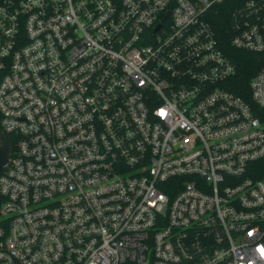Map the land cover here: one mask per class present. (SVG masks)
Segmentation results:
<instances>
[{
    "label": "built area",
    "instance_id": "2783aa9c",
    "mask_svg": "<svg viewBox=\"0 0 264 264\" xmlns=\"http://www.w3.org/2000/svg\"><path fill=\"white\" fill-rule=\"evenodd\" d=\"M0 129V264H264V0H0Z\"/></svg>",
    "mask_w": 264,
    "mask_h": 264
},
{
    "label": "trees",
    "instance_id": "16d2710c",
    "mask_svg": "<svg viewBox=\"0 0 264 264\" xmlns=\"http://www.w3.org/2000/svg\"><path fill=\"white\" fill-rule=\"evenodd\" d=\"M232 3H228V7L219 11V15L215 19V25L217 31L221 34H227L228 28L230 26V11ZM230 56L233 63L237 67V74L231 79L228 84V89H230L236 95H241L249 100L248 95V84L249 80L255 75L256 71L261 67V62L256 57V54H250L240 50H230ZM6 138L9 140L13 146L14 140L8 134ZM264 162V160H263Z\"/></svg>",
    "mask_w": 264,
    "mask_h": 264
},
{
    "label": "water",
    "instance_id": "95a60500",
    "mask_svg": "<svg viewBox=\"0 0 264 264\" xmlns=\"http://www.w3.org/2000/svg\"><path fill=\"white\" fill-rule=\"evenodd\" d=\"M10 142L5 137L0 129V175L2 174V169L4 165L7 163L10 153Z\"/></svg>",
    "mask_w": 264,
    "mask_h": 264
}]
</instances>
